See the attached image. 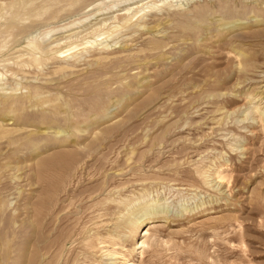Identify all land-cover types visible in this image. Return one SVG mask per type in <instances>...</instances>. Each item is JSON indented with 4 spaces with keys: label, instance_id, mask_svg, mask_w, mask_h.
<instances>
[{
    "label": "rangeland",
    "instance_id": "obj_1",
    "mask_svg": "<svg viewBox=\"0 0 264 264\" xmlns=\"http://www.w3.org/2000/svg\"><path fill=\"white\" fill-rule=\"evenodd\" d=\"M140 1L0 0V73L6 86L0 88V123L18 130L0 138V264H11L1 259L9 243L18 251L29 240L37 244L22 235L32 205L67 206V197L78 196L70 223L88 233L99 222L88 208L142 183L153 184L151 200L165 208L157 227L145 228L157 230L145 264H264V123L257 121V112H264V0H163L154 10L145 6L141 20L103 36V46L68 52L93 40L86 36L90 26L107 19L99 29L106 32L115 25L113 16ZM9 19L14 26L8 31ZM234 23L244 25L230 28ZM75 31L83 34L57 48L74 54L70 58L40 69L18 66L23 60L17 57L29 53L32 43L54 46ZM51 52L39 56L46 59ZM246 59L247 66L240 64ZM14 99L25 104L18 113ZM47 138L53 145L45 148ZM49 149L53 155L35 158ZM56 161L60 168H46ZM220 170L224 182L216 179ZM36 215L40 221L42 214ZM114 223L103 232H114ZM141 230L124 250L118 237L106 243L99 238L93 258L119 263L111 252L130 253L136 241H145Z\"/></svg>",
    "mask_w": 264,
    "mask_h": 264
},
{
    "label": "bare ground",
    "instance_id": "obj_2",
    "mask_svg": "<svg viewBox=\"0 0 264 264\" xmlns=\"http://www.w3.org/2000/svg\"><path fill=\"white\" fill-rule=\"evenodd\" d=\"M145 2H146V4H143L144 2L142 0L138 3L130 5L129 7L125 6V8H123L122 11H119L120 15H115L110 19L111 21L112 20L115 21V25H114V27L110 28L106 32H102L99 29L106 26V24L108 22L107 19L106 20H100V22H98L96 25L90 26L92 31L89 33H86V36L89 34L93 35V37H92L93 40H91V41L88 40L86 42L80 43L79 45L75 44L76 46L72 49H69L68 52H71L73 50H77L75 53H77L78 51H82V52L87 51L88 52L90 49L92 50V48H94V46H96V47L97 46L100 47L101 45L103 46V43H104L103 40L110 38L112 36L111 32H114L116 30L125 29L126 25L130 24L135 19L139 20L140 14H141V12H144L145 6H147V7H145V9H152L153 8L152 10H154V8H159L161 5H163V0H145ZM1 5H2V3H1ZM113 7L114 6L111 4V6L108 8L112 10ZM16 10H17V7H16ZM197 14L202 15L203 12H200V13L197 12ZM4 15H3V17H4ZM40 18H42V16ZM28 21H30V19ZM8 22L9 23L4 24V28H6L9 31V30L13 29L14 24L12 22H10V19ZM242 25H244V24L234 23V24H231L230 28L240 27ZM87 29H88V27H87ZM62 30H60V31H62ZM97 30L100 32L96 33ZM102 30H103V28H102ZM51 32L55 33L56 29H53L52 31H50L48 33V35L52 34ZM10 33H12V32H10ZM82 34H83V31L82 32H80V31L69 32L68 35L63 36V38L61 37L60 39L54 41V43H53L54 46H51V44H49L50 46H45L43 42L40 43V42H38L39 41L38 40L37 42L32 43L29 46L31 48L29 53H26V54L25 53H22V54L19 53L20 56L17 57V59L23 60V63H21V64L19 63L18 66L24 70L27 68L28 69H30V68L40 69L52 60L61 61V60L67 59L69 56L71 57L74 54L68 53L69 55H65L66 54L65 52H62L61 50L57 49L58 46H60L61 43H63V41L68 42V41H71L73 39L75 40L77 38H80V36ZM37 35H38V33H37ZM6 36H8V35H6ZM103 36H106V37L104 39H101ZM45 37H47V36H44L43 38L45 39ZM85 40L86 39H84V41ZM96 44H98V45H96ZM153 46L155 48H158V44L153 43ZM79 47H82V48L78 49ZM3 49H4V47H3ZM1 50H2V48H1ZM46 50L52 51L50 54L51 56L47 57L46 59H41V57L39 55L43 54ZM103 51H104L103 48L100 49L99 55H102ZM237 56L242 57L244 55L241 51H237ZM248 60L249 59L242 60V61H240V64L243 63V65L247 66ZM1 62L2 61H0V63ZM18 66H17V68H18ZM59 69H60V67L57 68V70H59ZM22 72H23V70H22ZM7 73H8V71H7ZM3 76L4 75L0 73V88L2 90L6 89V86H4L5 85L4 82H3V85L1 84L2 81H4ZM11 76H14V73H11ZM2 86H4V87L2 88ZM13 104L16 105L15 108H16L17 113L22 111L21 109H23L24 105H25L24 101H22L21 99H14ZM253 110L255 111V110H257V108H254ZM257 113H259L257 121L259 123L263 124L264 123V112H257ZM22 116H21V118H22ZM24 119H26V116H24V118H22L21 120L24 121ZM4 121L5 120H3V122ZM110 126L108 125L107 127L109 128ZM100 129H102V128H100ZM103 129H106V128H103ZM17 131H18L17 128H6L5 125H2V123H0V138L1 139L4 137L5 138L9 137V136L15 134ZM98 131L95 132L94 134L98 133ZM43 142H45V145H44V146H46L45 148L53 145L52 141L48 140V138L44 139ZM96 150H98V149H96ZM53 151H54L53 149L46 150L42 153L37 154L35 158L41 159L42 157L44 158L46 156H51V155H53ZM66 161H68V160L66 159ZM61 166H62V163L56 161V162H53L51 164L46 165V168L49 167V169H51L53 171L56 168H60ZM64 170H65V168H62L59 175L61 173H64ZM215 174H216V179L219 182H224L227 178L224 171H222V170L217 171ZM59 175H57V176H59ZM46 179H48V178H46ZM55 179H56V177H55ZM146 179H148V178H146ZM146 179H144V181ZM138 180H140V179H138ZM64 182H65V180L62 181V183H64ZM139 182H141V181H139ZM139 182H137V183H139ZM133 183H135V180ZM126 185L127 184H125V186ZM152 185H153L152 183H149V184L142 183V184L138 185L137 188L135 187L133 189V191H130V192L127 191L125 193L120 192V193L109 194L107 197H105L99 203L100 205L95 204V203H94L95 205L92 204L93 207L91 206V208H88V210L89 209L95 210L93 213H97V215H96V217H94V220H97L99 222H97L95 224L94 227H96V228L91 230L90 232L88 231V233H87V230H85L84 228L80 229L79 227H77L78 223L71 224L72 220H74V217H75L74 212L77 210V206L75 204H73V202L76 200L73 198L75 195L73 197L70 196V198L67 197V200L69 201L67 206H64V204L66 202H63L60 204L55 203V205L53 204V206L50 208L49 206L48 207L46 206L48 203H46L44 201H43L44 202L43 204L41 203L39 205H32V208H31L32 214H30V212L26 213V214H28L27 215L28 221L25 220L26 222H25L23 230H22V235H23V239H34V241L37 244H33L31 242L32 240H29L27 246L23 245L21 250L18 251L17 247H15V246L12 247L11 243H9V252L6 254L4 253L5 256H3V258H1V259H2V261H7V257H8V259L11 261V264H16L17 261L21 262L22 264H33V257H34L33 253L37 249V251H38L37 253L39 254V259H37V261L39 260L38 264H79L80 260H82L83 262H85L87 264H100L101 262L94 259L95 257L93 258V255L91 254L92 250L97 248V243L100 240L99 238L103 239L99 243H106L107 240H110V241L113 240L114 241L115 240L114 237H118V239H120V242H122L121 243L122 244L121 250H124L123 244L127 243L129 241H134L135 235L142 228V230L140 232L144 233L142 238L145 237V241H141L140 244L138 241H136L134 243L136 248H134L128 254L122 253L123 251H121V252L112 251L111 257L113 258L112 260H119L120 261L119 263H112V264H145V255H146V248L148 246V242L151 239V237L153 236V233L157 232V230L153 231L152 229H145V228L147 226H150V225H154L153 228H155V227H157L156 224L160 223L157 220L165 218V216H164L165 208L164 207H162V208L156 207L155 204L153 203L154 200L153 199L151 200V195L154 193V190L152 189V187H153ZM115 186H117V185H115ZM122 186L124 187L123 184H122ZM109 188H111V187H109ZM112 188H113V186H112ZM119 188H121V187H119ZM115 189H116V187H115ZM96 192L99 193V190L95 191V194H96ZM109 192H112V191H109ZM60 193L61 194H68L66 189L61 190ZM93 194H90L88 196V199L91 200L93 198ZM101 196L103 197L104 193L102 195H99V197H101ZM44 197H46V196H44ZM75 197H78V196H75ZM92 200L94 201L95 199H92ZM86 205H88V204H86ZM88 206H90V205H88ZM201 206H202V204H201ZM0 211H1V209H0ZM16 212H17V209L15 210V213ZM26 212H28V211H26ZM36 212L38 214H42L40 221L35 220V217L36 216L38 217V215H36L37 214ZM109 216L110 217H116V218L107 219V217H109ZM114 220H115V223L111 226L112 228L110 227L114 232H103L105 230V227L107 225H109V223L113 222ZM166 220L168 221L167 218H166ZM16 221H17L16 218H14V217L10 218V227L12 230L11 238L12 239L17 238V232L16 231L18 229L17 230L15 229L16 228L15 226H17ZM68 225H70V226H68ZM22 226H23V224H22ZM66 227H67L68 231L65 233L64 230L66 229ZM100 229H102V230H100ZM93 231H94V233L92 234L91 232H93ZM126 231H128V234L125 233ZM116 234H118L121 237L116 236ZM122 235L124 236V238H122ZM9 241L12 242L11 239H9ZM69 244L71 246H73V248L71 250L67 251V246ZM115 245H117V244L112 243L113 247ZM99 251H100V249H99ZM80 256H81V259H80ZM82 256H83V259H82ZM135 258L137 261H134Z\"/></svg>",
    "mask_w": 264,
    "mask_h": 264
}]
</instances>
